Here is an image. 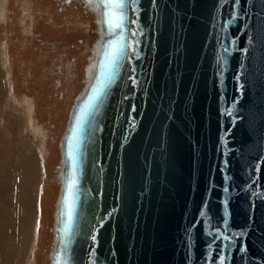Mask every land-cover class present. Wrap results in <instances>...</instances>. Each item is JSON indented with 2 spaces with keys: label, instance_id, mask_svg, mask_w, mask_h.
Wrapping results in <instances>:
<instances>
[{
  "label": "water",
  "instance_id": "1",
  "mask_svg": "<svg viewBox=\"0 0 264 264\" xmlns=\"http://www.w3.org/2000/svg\"><path fill=\"white\" fill-rule=\"evenodd\" d=\"M96 2L51 264H264V0H125L115 32Z\"/></svg>",
  "mask_w": 264,
  "mask_h": 264
},
{
  "label": "rangeland",
  "instance_id": "2",
  "mask_svg": "<svg viewBox=\"0 0 264 264\" xmlns=\"http://www.w3.org/2000/svg\"><path fill=\"white\" fill-rule=\"evenodd\" d=\"M98 30L87 0H0V264H51L61 138Z\"/></svg>",
  "mask_w": 264,
  "mask_h": 264
},
{
  "label": "snow or ice",
  "instance_id": "3",
  "mask_svg": "<svg viewBox=\"0 0 264 264\" xmlns=\"http://www.w3.org/2000/svg\"><path fill=\"white\" fill-rule=\"evenodd\" d=\"M104 16L107 27L110 32H115L117 29H123V22L125 19V0H104ZM130 47V46H129ZM125 53V47L123 45H118V42L115 40H110L108 42V51L106 53L105 59V68L107 69L108 77L111 76V70L115 65H117L120 61V57ZM92 99H95L92 98ZM91 104V99L89 101ZM82 117L77 118V122L79 123ZM73 139L75 137H72ZM76 187V183L74 179H69L68 182V199L66 200V208H67V219L69 224L66 227H70L72 220V206H73V191Z\"/></svg>",
  "mask_w": 264,
  "mask_h": 264
},
{
  "label": "bare ground",
  "instance_id": "4",
  "mask_svg": "<svg viewBox=\"0 0 264 264\" xmlns=\"http://www.w3.org/2000/svg\"><path fill=\"white\" fill-rule=\"evenodd\" d=\"M88 4L90 5V7L92 8V10L96 13L97 15V25L99 27V30H98V34L99 36L101 37V31H100V5L98 2H96V0H87ZM100 39V38H99ZM99 41V40H98ZM98 41L95 43V46L93 48V55L90 57V60H89V65L87 66L86 68V77H87V83L86 85L89 83L90 81V68L93 67L96 63V53H97V46H98ZM86 87V86H85ZM85 89V88H84ZM83 89V91H84ZM83 91L81 93H83ZM69 116H70V113H69ZM69 121V119H68ZM68 124V122H67ZM62 166H63V163L60 165L59 169H58V176H57V181L59 184H61L62 186V183H61V173H62ZM28 188V187H26ZM57 204H58V201H57ZM57 213V211H56ZM56 220H57V214H56ZM56 225V224H55ZM3 235V232L1 231V225H0V241L2 242L4 239H6L8 242L10 241V239L8 238H4V239H1ZM13 242V241H11ZM10 243V242H9ZM56 244V243H55ZM55 244L53 245V250L52 252L50 253L51 255V258H52V253L55 249Z\"/></svg>",
  "mask_w": 264,
  "mask_h": 264
}]
</instances>
